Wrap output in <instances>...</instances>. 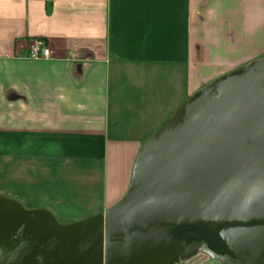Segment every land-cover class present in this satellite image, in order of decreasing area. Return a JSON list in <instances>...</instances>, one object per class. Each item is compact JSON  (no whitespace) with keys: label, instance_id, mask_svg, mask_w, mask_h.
Returning <instances> with one entry per match:
<instances>
[{"label":"crops","instance_id":"0c3cea01","mask_svg":"<svg viewBox=\"0 0 264 264\" xmlns=\"http://www.w3.org/2000/svg\"><path fill=\"white\" fill-rule=\"evenodd\" d=\"M262 58L264 0H0V195L103 215L190 98Z\"/></svg>","mask_w":264,"mask_h":264},{"label":"water","instance_id":"95a60500","mask_svg":"<svg viewBox=\"0 0 264 264\" xmlns=\"http://www.w3.org/2000/svg\"><path fill=\"white\" fill-rule=\"evenodd\" d=\"M264 58L209 83L140 152L129 192L103 215L62 225L0 195V264H156L202 247L221 264H264ZM231 226L227 253L170 233ZM167 248V250H164ZM156 253H154L155 255Z\"/></svg>","mask_w":264,"mask_h":264},{"label":"flooded vegetation","instance_id":"af4514ba","mask_svg":"<svg viewBox=\"0 0 264 264\" xmlns=\"http://www.w3.org/2000/svg\"><path fill=\"white\" fill-rule=\"evenodd\" d=\"M264 225V222L261 223ZM231 226H181L178 228H174L171 231V235L177 240L182 241L186 240L188 243V240L192 237H203L202 240L208 242V245L211 244L212 246L218 248L219 250L224 251L223 246L225 247L224 243L219 238L218 234L221 230L230 228ZM198 242V241H197ZM164 250H167L165 248ZM226 250V247H225ZM154 253H156L154 255ZM161 249L159 250H153L151 253H147L146 256L140 257V261L135 262L134 264H156L159 261V258L165 257L164 255L160 254ZM157 255H160L159 258H157Z\"/></svg>","mask_w":264,"mask_h":264},{"label":"rangeland","instance_id":"374dc122","mask_svg":"<svg viewBox=\"0 0 264 264\" xmlns=\"http://www.w3.org/2000/svg\"><path fill=\"white\" fill-rule=\"evenodd\" d=\"M207 86V85H206ZM24 205V204H23ZM25 206V205H24ZM27 209H30L28 208L27 206H25ZM203 237H192L188 240V244H193V243H199V242H202ZM198 241V242H197ZM207 245H208V242H206ZM211 245V244H210ZM209 246V245H208ZM211 247L218 251L219 252V249L212 246ZM210 248V247H209ZM211 249V248H210ZM222 251V250H220ZM226 253H227V250H226ZM223 254V253H222ZM170 264H221L220 261L218 260H215V259H212L210 257V255L204 253L203 251V248L200 246L197 248V252L194 253V254H191L188 258H185V259H178V260H173L172 262H170Z\"/></svg>","mask_w":264,"mask_h":264},{"label":"built area","instance_id":"2783aa9c","mask_svg":"<svg viewBox=\"0 0 264 264\" xmlns=\"http://www.w3.org/2000/svg\"><path fill=\"white\" fill-rule=\"evenodd\" d=\"M53 56V51L48 44L43 40H35L28 49L25 58L30 60L50 59Z\"/></svg>","mask_w":264,"mask_h":264},{"label":"trees","instance_id":"16d2710c","mask_svg":"<svg viewBox=\"0 0 264 264\" xmlns=\"http://www.w3.org/2000/svg\"><path fill=\"white\" fill-rule=\"evenodd\" d=\"M196 226H204V225H196ZM206 242H207V240H206ZM209 247L214 251V252H216V253H218V254H224V253H226V250H225V247L223 246V248H224V251H220L219 250V252L218 251H216V250H214L212 247H211V245L209 244Z\"/></svg>","mask_w":264,"mask_h":264}]
</instances>
